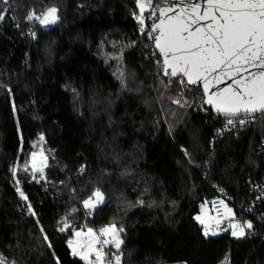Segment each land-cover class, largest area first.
Wrapping results in <instances>:
<instances>
[{"label":"trees","instance_id":"16d2710c","mask_svg":"<svg viewBox=\"0 0 264 264\" xmlns=\"http://www.w3.org/2000/svg\"><path fill=\"white\" fill-rule=\"evenodd\" d=\"M9 2L12 11L0 0V255L16 264H84L67 248L70 230L56 231L57 219L76 208L77 226H125L122 264H215L227 250L230 264H264L261 226L239 239L204 237L193 219L203 199L215 196L212 185L242 204L247 180L263 177L257 146L264 118L217 136L219 122L201 110L199 91L183 90L188 107L172 104L180 85L174 78L165 90L157 77L164 84L168 78L145 59L130 18L138 13L135 0ZM50 6L58 8V24L26 19ZM121 71L126 90L116 78ZM40 133L51 150L45 179L37 183L23 172L14 178L10 166L23 167ZM81 165L86 170L78 173ZM125 170L130 174L122 176ZM95 187L107 199L85 218L80 201ZM138 197L143 205L124 210L121 201Z\"/></svg>","mask_w":264,"mask_h":264},{"label":"snow or ice","instance_id":"6c2138e0","mask_svg":"<svg viewBox=\"0 0 264 264\" xmlns=\"http://www.w3.org/2000/svg\"><path fill=\"white\" fill-rule=\"evenodd\" d=\"M2 3L12 6L9 0H2ZM135 8L138 13L133 12V16L138 30L147 33L154 49L151 58L156 60V66L163 76L168 78V84H164L158 76L159 83L168 90L175 78L180 85L178 97H169L172 104L181 108L188 107L189 102H182L181 99L183 90L199 84L202 87L199 103L208 106L206 111L210 110L217 117L223 118V128L216 130L217 136L225 130L236 129L237 125L244 127L252 123L257 114L264 117V0H135ZM4 18L5 12L0 11V20ZM26 19L38 22L41 26H49L58 24L60 16L58 8L50 6L39 15L29 11ZM146 20L151 21L150 29L146 27ZM29 35L36 38L35 32L29 31ZM147 47L149 45H145ZM116 78L121 90H126L123 71ZM72 92L74 98L79 97L75 89ZM39 140L41 143L44 141L42 134ZM181 151L188 158L189 164L193 163L191 154L183 147ZM48 166L49 156L41 148L30 153L23 167L10 166L9 170L14 178L18 172H23L39 183L37 177L45 179ZM85 170V165H81L78 173ZM127 174H130L129 170L121 172L122 176ZM15 191L21 201L27 202L28 197L21 190L19 180H16ZM106 199L101 188L95 187L80 203L85 214L90 216ZM144 203L140 197L135 204L121 201L124 210ZM152 204L150 202L148 206L152 207ZM200 207V213L193 219L200 225L204 237L230 230L231 236L239 239L251 234L253 230L252 221L238 220L233 209L223 200L213 201L211 211L215 215L206 210L204 204ZM76 212L77 209L72 208L56 221L58 233L64 234L70 230L66 240L70 254L79 257L84 264H122V234L125 226L115 222L103 224L98 229L86 225L77 226L71 222ZM27 214L36 215L30 203L27 205ZM40 232L44 242L51 248L43 228ZM0 264H8L2 255ZM11 264L16 262L12 261Z\"/></svg>","mask_w":264,"mask_h":264},{"label":"built area","instance_id":"2783aa9c","mask_svg":"<svg viewBox=\"0 0 264 264\" xmlns=\"http://www.w3.org/2000/svg\"><path fill=\"white\" fill-rule=\"evenodd\" d=\"M1 2H2V0H1ZM6 7L10 11L13 10L12 6L11 7L6 6ZM147 15H150V13H147ZM130 18L135 23L137 42L143 46L145 51H147V53L145 55V59H151L152 62L154 64H156V60L151 58L154 49L151 46V42L149 41V39L147 37V33H141L138 30V25H137V22H136L133 15H131ZM35 23L37 25H39L38 22H35ZM39 26H41V25H39ZM150 26H151V21L146 20V27L150 29ZM43 27H47V26H43ZM29 31H31V30H28L26 32V34L29 38L33 39L29 35ZM31 32H33V31H31ZM145 45H149V47L145 48ZM157 55H158V53H157ZM189 90L199 91L200 93H202L199 86H190ZM205 109H207V108L204 105H201V110L203 112H208V110L206 111ZM259 118H264V117H261L259 114H257L254 117L253 122L250 124H253ZM215 120H217L219 122V126L216 128V130H218L219 127L223 128V118L217 117L215 115ZM250 124H248V125H250ZM241 128H243V127H240L239 125H237L236 129L231 130L233 135H236L238 130ZM41 134L44 136V141L42 143L39 140V137ZM34 145L35 146H43L46 154L47 155L51 154V150L47 146L46 137L43 133H40V134L36 135V137L33 138L32 146H34ZM257 149H258V152L260 153V155L262 156L263 166H264V141H262L260 144H258ZM246 186H247L246 187L247 188V197H246V200L242 204H234V201H233L231 196L227 195L224 192V190H222L221 188H218L214 185H212V188L215 191V196L210 198V199H203V202L207 206V210H209L212 215H215V212L211 211L213 201L218 202L220 200H223L229 207H231L233 209L235 216L238 220H240V221L251 220L253 225L261 226L264 229V219H260L261 217H264V175L261 179H258V180H254V181L247 180ZM200 208L201 207H199V210H200ZM248 209H251V211H248ZM83 216L85 218L88 216L85 214V211H83ZM224 227L227 229L226 225H224ZM202 234H203V232H202ZM221 234H229L231 236L230 230H226V231L218 232L217 235H211L210 234L208 237H214V236H218ZM8 264H11V262L8 261ZM215 264H230V251L229 250L225 251L224 254L219 258V260Z\"/></svg>","mask_w":264,"mask_h":264},{"label":"rangeland","instance_id":"374dc122","mask_svg":"<svg viewBox=\"0 0 264 264\" xmlns=\"http://www.w3.org/2000/svg\"><path fill=\"white\" fill-rule=\"evenodd\" d=\"M41 13H42V12H41ZM39 14H40V13H39ZM49 26H51V25H49ZM32 148H33V150H32V151H34V150H35V151H39L41 148H43V149H44V147H43V146H35V147L33 146ZM202 204H204V202H203V201H202ZM200 206H201V204H200ZM200 206H199V207H200ZM84 211H85V210H84ZM199 211H200V210H199ZM90 216H91V215H90ZM87 217H89V216H87ZM87 227H89V226H87ZM78 258H79V257H78Z\"/></svg>","mask_w":264,"mask_h":264},{"label":"water","instance_id":"95a60500","mask_svg":"<svg viewBox=\"0 0 264 264\" xmlns=\"http://www.w3.org/2000/svg\"><path fill=\"white\" fill-rule=\"evenodd\" d=\"M160 73L163 75V73H162V71L160 70ZM192 86H199L200 87V89H201V92H202V87L199 85V84H197V85H192ZM206 108H208V106H206V105H204ZM212 114H214V113H212ZM214 115H216V114H214Z\"/></svg>","mask_w":264,"mask_h":264},{"label":"bare ground","instance_id":"6f19581e","mask_svg":"<svg viewBox=\"0 0 264 264\" xmlns=\"http://www.w3.org/2000/svg\"><path fill=\"white\" fill-rule=\"evenodd\" d=\"M205 205V204H204ZM205 209L207 210V206L205 205ZM200 211H201V208H200ZM200 211H199V213H200ZM196 215H198V214H196Z\"/></svg>","mask_w":264,"mask_h":264},{"label":"crops","instance_id":"0c3cea01","mask_svg":"<svg viewBox=\"0 0 264 264\" xmlns=\"http://www.w3.org/2000/svg\"><path fill=\"white\" fill-rule=\"evenodd\" d=\"M199 214V213H198ZM196 216V214L194 215V217Z\"/></svg>","mask_w":264,"mask_h":264}]
</instances>
